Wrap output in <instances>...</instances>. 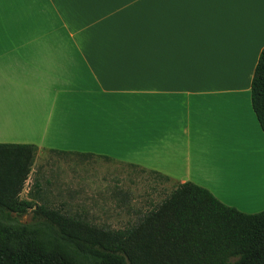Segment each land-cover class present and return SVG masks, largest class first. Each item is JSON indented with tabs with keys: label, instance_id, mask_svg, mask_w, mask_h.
I'll list each match as a JSON object with an SVG mask.
<instances>
[{
	"label": "crops",
	"instance_id": "0c3cea01",
	"mask_svg": "<svg viewBox=\"0 0 264 264\" xmlns=\"http://www.w3.org/2000/svg\"><path fill=\"white\" fill-rule=\"evenodd\" d=\"M263 47L264 0H0V143L117 159L257 213Z\"/></svg>",
	"mask_w": 264,
	"mask_h": 264
},
{
	"label": "trees",
	"instance_id": "16d2710c",
	"mask_svg": "<svg viewBox=\"0 0 264 264\" xmlns=\"http://www.w3.org/2000/svg\"><path fill=\"white\" fill-rule=\"evenodd\" d=\"M250 101L264 134V47ZM35 150L0 143V264H264V210L244 213L191 181L120 229L21 199Z\"/></svg>",
	"mask_w": 264,
	"mask_h": 264
},
{
	"label": "rangeland",
	"instance_id": "374dc122",
	"mask_svg": "<svg viewBox=\"0 0 264 264\" xmlns=\"http://www.w3.org/2000/svg\"><path fill=\"white\" fill-rule=\"evenodd\" d=\"M56 147L35 150L20 198L32 197L36 205L98 226L120 229L136 223L177 185L117 159ZM32 216L29 209L19 220Z\"/></svg>",
	"mask_w": 264,
	"mask_h": 264
}]
</instances>
